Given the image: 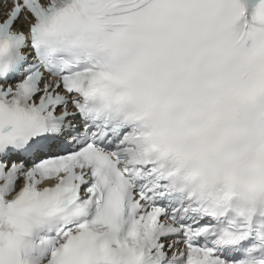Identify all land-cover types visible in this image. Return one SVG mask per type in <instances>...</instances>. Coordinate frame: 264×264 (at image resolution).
Returning a JSON list of instances; mask_svg holds the SVG:
<instances>
[{
	"label": "snow or ice",
	"instance_id": "snow-or-ice-1",
	"mask_svg": "<svg viewBox=\"0 0 264 264\" xmlns=\"http://www.w3.org/2000/svg\"><path fill=\"white\" fill-rule=\"evenodd\" d=\"M0 264H264V0H0Z\"/></svg>",
	"mask_w": 264,
	"mask_h": 264
}]
</instances>
